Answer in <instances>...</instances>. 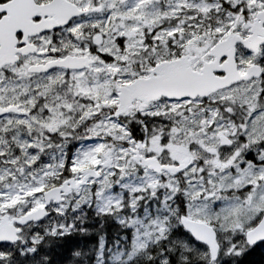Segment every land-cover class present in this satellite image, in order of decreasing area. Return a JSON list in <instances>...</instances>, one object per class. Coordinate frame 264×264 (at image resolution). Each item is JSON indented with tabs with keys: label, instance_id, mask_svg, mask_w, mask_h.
I'll list each match as a JSON object with an SVG mask.
<instances>
[{
	"label": "snow or ice",
	"instance_id": "1",
	"mask_svg": "<svg viewBox=\"0 0 264 264\" xmlns=\"http://www.w3.org/2000/svg\"><path fill=\"white\" fill-rule=\"evenodd\" d=\"M262 248L264 0H0V264Z\"/></svg>",
	"mask_w": 264,
	"mask_h": 264
},
{
	"label": "trees",
	"instance_id": "2",
	"mask_svg": "<svg viewBox=\"0 0 264 264\" xmlns=\"http://www.w3.org/2000/svg\"><path fill=\"white\" fill-rule=\"evenodd\" d=\"M245 264H264V248L257 249L248 256Z\"/></svg>",
	"mask_w": 264,
	"mask_h": 264
}]
</instances>
